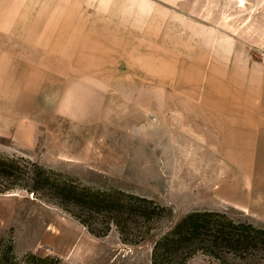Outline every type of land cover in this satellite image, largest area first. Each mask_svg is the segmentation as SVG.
I'll use <instances>...</instances> for the list:
<instances>
[{"label": "crops", "instance_id": "0c3cea01", "mask_svg": "<svg viewBox=\"0 0 264 264\" xmlns=\"http://www.w3.org/2000/svg\"><path fill=\"white\" fill-rule=\"evenodd\" d=\"M91 1L39 0L33 7L15 0L12 8L0 7V16H16L7 27L0 22V38L6 30L18 31V47L32 57L16 62L26 72L15 75L13 66L4 78L10 83L26 79L28 86L19 79L14 89L0 86V96L20 95L14 110L23 111L8 128L15 145L33 150L41 143L39 107L59 116L70 127L68 133H78L70 135L76 136L70 139L76 146L61 144L57 151L63 161L75 160L82 132L110 125L107 104L118 100L127 110L116 125L124 127L129 143L123 166L127 189L172 206L179 216L205 210L228 213V208L245 213L256 203L247 179L254 171L262 120L260 65L253 66L233 38L179 12H168L154 39L144 32L147 23L133 21L139 10L132 0H120L118 6L116 0ZM37 61L48 65L39 68ZM22 87L29 98H21ZM9 103L10 98H0L3 110ZM6 124L0 125L3 133ZM154 125L162 128L160 145L167 151L157 155L166 159L157 188L147 166L140 168L136 161L143 158L144 146L134 140ZM44 139L46 145L48 136ZM151 183L155 190L147 191L145 185Z\"/></svg>", "mask_w": 264, "mask_h": 264}, {"label": "rangeland", "instance_id": "374dc122", "mask_svg": "<svg viewBox=\"0 0 264 264\" xmlns=\"http://www.w3.org/2000/svg\"><path fill=\"white\" fill-rule=\"evenodd\" d=\"M38 2L39 0H30V3L29 0H21V6L35 7ZM118 2L120 0H116L115 6ZM132 4L134 9L139 10L134 13L133 21L147 23L149 30L144 32L150 37L156 39L160 36L161 24L167 22L168 12H179L197 23L212 26L222 34L233 38L239 46L238 51L248 57L253 66L254 62L258 63L260 67L257 68L264 75V0H132ZM15 5V0H0V7L4 9L12 8ZM15 18L16 16L13 14H5L0 16V22H4L7 27L13 20L15 21ZM17 32L6 30V37L0 38V50L4 48L5 51L0 52L1 87L7 84L14 89V86L17 87L20 81L24 82V85L26 84L25 87L28 86L26 79L15 78L12 83L6 82L4 79L8 71L14 70L13 66L16 68L13 72L15 75L26 72L27 70L19 68L20 63L16 62L32 58L28 55L27 49L23 52V49L18 47L21 41L17 38ZM105 33L108 32H101L102 35ZM9 50H13L14 53ZM41 50L43 51V48ZM17 53L18 55H16ZM37 55L39 57L38 53ZM35 64L42 69L48 65L39 61ZM31 65L34 66L33 60ZM38 71L36 72L40 75L41 72ZM25 87H22L24 89H22L21 98H29L28 89ZM16 96L12 93L0 96L5 100L10 98V103L6 104L5 110L2 109L4 105L0 104V125L8 124L4 127L7 130H4L6 131L4 133L1 132L3 129L0 127V153L29 158L41 166L75 176L85 184L94 187L120 188L140 195L137 191L127 189L128 184L123 173L124 153L127 151L129 143L125 140L124 127L116 126L123 122L127 112L124 110L122 102L114 100L113 103L107 104L109 107L107 113L110 115L107 123L110 125L86 127V130L82 132L83 137L79 145L78 158L66 162L59 157L57 151L60 150L61 144L66 149L76 146L70 140L76 136L70 137V135H78V133L75 131L72 134L68 133V130L71 131L70 127L59 116L39 110V107L37 113L44 125L41 143L33 150L20 149L15 145L8 128H12L10 123L18 121V111H23V109L14 110L17 109L15 103L20 95ZM32 118L36 119L34 116ZM261 119L254 171L251 180L247 179L248 182H252V195L256 203L247 208L245 213L233 208H228V213H223L235 221H248L264 228V100ZM46 135L48 143L45 145L44 137ZM133 135H136V132H133ZM162 135V128L154 125V127L150 126L143 130L142 139L134 137L140 147H142L141 144L144 146L140 151L143 158L136 159V161L140 168L147 166L148 172L150 171L149 178L153 179L156 188L162 178L161 168L166 167V159L162 162V159L158 157H161L162 151L167 153L166 148L160 145L164 139ZM183 144L187 146L186 143ZM138 145L136 149L139 148ZM94 166L102 168L96 170ZM155 187L152 186V183L150 186L145 185L147 191L151 189L153 191ZM165 206L172 208V217H164L155 222L154 231L144 242L129 244L121 241L114 226L111 227L107 235L94 236L70 213L59 206L39 199L29 192L14 190L0 193V236L13 238L15 252L18 256L26 252L42 256L54 255L59 257L63 263L69 264H151L152 239L167 230L180 217L172 206ZM222 257L227 262L226 264H243L263 260L261 253L253 251L241 253L238 256L223 251ZM186 264L222 263L218 259L198 251L188 259Z\"/></svg>", "mask_w": 264, "mask_h": 264}, {"label": "trees", "instance_id": "16d2710c", "mask_svg": "<svg viewBox=\"0 0 264 264\" xmlns=\"http://www.w3.org/2000/svg\"><path fill=\"white\" fill-rule=\"evenodd\" d=\"M23 190L67 211L87 231L101 237L114 226L123 243L140 244L154 231V223L171 218L173 210L156 200L120 188H99L75 176L39 165L29 158L0 153V193ZM227 262L253 251L264 264V228L235 221L220 211H190L152 239L151 264H186L196 252ZM0 264H69L54 255L26 252L18 256L13 238L0 236ZM139 264V263H137Z\"/></svg>", "mask_w": 264, "mask_h": 264}]
</instances>
